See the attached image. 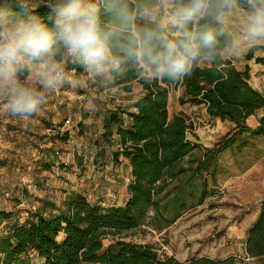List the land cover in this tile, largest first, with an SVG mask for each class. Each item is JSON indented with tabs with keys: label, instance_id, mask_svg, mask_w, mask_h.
<instances>
[{
	"label": "trees",
	"instance_id": "obj_1",
	"mask_svg": "<svg viewBox=\"0 0 264 264\" xmlns=\"http://www.w3.org/2000/svg\"><path fill=\"white\" fill-rule=\"evenodd\" d=\"M45 2L35 4L37 13L47 12ZM257 47L249 49L248 59ZM223 60L225 67L219 71L202 64L178 82L147 84L135 75L117 81L114 88L119 90L129 92L135 83L144 90L125 111L128 122L116 128L130 167L126 199L120 205L103 206L71 190L59 202L49 196L34 197L36 205L27 207L21 221L14 217V209L0 211V218L7 220L0 234V264H235L233 255L180 261L150 244L123 238L144 225L149 231L167 230L214 194L222 152L242 149L250 138L264 136V95L250 84L248 68L239 70L229 59ZM255 61L264 65V57ZM174 88L181 89L180 104H202L211 119L230 122L229 130L210 147L190 141L187 117L182 113L169 117L168 98ZM258 111L263 114L255 125L248 124ZM244 252L247 259L264 256V193L260 211L246 230ZM33 255L41 261L33 262Z\"/></svg>",
	"mask_w": 264,
	"mask_h": 264
},
{
	"label": "clouds",
	"instance_id": "obj_2",
	"mask_svg": "<svg viewBox=\"0 0 264 264\" xmlns=\"http://www.w3.org/2000/svg\"><path fill=\"white\" fill-rule=\"evenodd\" d=\"M0 0V117L38 115L49 96L106 92L135 75L178 82L264 45V0Z\"/></svg>",
	"mask_w": 264,
	"mask_h": 264
},
{
	"label": "rangeland",
	"instance_id": "obj_3",
	"mask_svg": "<svg viewBox=\"0 0 264 264\" xmlns=\"http://www.w3.org/2000/svg\"><path fill=\"white\" fill-rule=\"evenodd\" d=\"M43 0H36V3ZM35 3V4H36ZM252 47V46H251ZM250 47V48H251ZM249 48V49H250ZM248 50L241 49L244 52L238 55L240 58H247ZM257 52H264V45L257 48ZM228 55V54H226ZM242 59L237 63L241 65ZM254 80H257L261 86H264V78L262 72L258 71L254 74ZM91 83V82H90ZM77 89H64L65 96H69L70 100ZM88 105L91 106L93 98L99 100V92L96 86H90L86 89ZM177 90L172 93L171 103L169 104V117L182 113L187 117V122L191 125L189 136L195 134V130L210 128L208 139L204 140L207 145H212L224 132L231 127L227 123L212 124L206 117L202 106L192 103L180 104L177 99ZM264 95V87H261ZM61 92L51 95V98L61 99L64 95ZM119 93V94H118ZM69 94V95H68ZM110 107H118L117 110L123 116L129 104L128 98H125L122 91L115 90L107 93ZM106 96V98H107ZM124 97V98H123ZM85 98V97H84ZM119 98V101L117 100ZM78 99V98H77ZM80 100H82L80 98ZM84 100V99H83ZM73 102V101H72ZM123 108L121 110L120 108ZM257 115L248 119V124L255 125ZM79 134L82 136V150L78 156L69 146V154L67 157L65 168L66 179L62 185L66 189L78 191L85 195L91 202H97L103 206L110 204L122 203L123 196H126L125 183L130 178L128 167L125 164L117 165L116 161L107 153L106 149L95 151L94 145L102 144V139L96 137L91 131L93 125H79ZM110 130V129H109ZM86 134H84V132ZM109 134H112L110 132ZM105 136V134H104ZM211 136V137H210ZM96 138V139H95ZM33 163L40 162L39 155L35 152L32 155ZM46 164L48 162H45ZM81 168H79L80 166ZM257 167V168H256ZM44 170L37 165L31 167L29 173L24 170V166H20L19 173H24L26 179L24 184L29 185L31 191V200L17 205L15 216L21 221L25 217V210L34 203V197L47 196L59 202L62 200V192L58 184L57 187H49L46 181L54 180L53 172L46 166ZM219 173L217 175V183L213 185L214 194L204 200V202L184 213L179 217L167 230L162 232L149 231L146 225L135 230L126 232L123 235L125 240H131L142 244H150L167 255H174L177 258H191L195 256H207L214 259H222L233 255L237 257L235 264H264V256L259 258H245L244 252V225L242 217L247 213H251L256 207L257 197L264 188V136L252 137L249 139V145L242 148H231L221 153L219 158ZM56 188V189H55ZM52 189V192H51ZM11 222V221H10ZM7 226V220L0 218V232L4 231ZM111 237L105 238L104 247L110 243ZM242 259V261H240ZM244 259V260H243ZM33 262L39 263L41 260L33 255Z\"/></svg>",
	"mask_w": 264,
	"mask_h": 264
},
{
	"label": "crops",
	"instance_id": "obj_4",
	"mask_svg": "<svg viewBox=\"0 0 264 264\" xmlns=\"http://www.w3.org/2000/svg\"><path fill=\"white\" fill-rule=\"evenodd\" d=\"M250 47L251 46H245L243 49L248 50ZM257 48L253 51V56L250 59L244 57L240 58L238 55L244 54L241 50L236 54L229 53L228 55H225L224 58L229 59L239 70H245L248 68L250 72V84L261 91V87L264 86H261L257 80L253 79L254 74L258 71L262 72V77L264 78V65L255 61L256 57H264V52H257ZM240 59L243 60L241 65L237 63ZM90 86H96L97 91L99 92L98 94H100L99 100L93 98L91 106L88 105V102L86 101L88 97V94L86 95V89H77L73 95V97H76L73 100H70L69 96H65L66 94L64 93V90H62L60 91L62 94L64 93L62 98L59 100L56 98L57 96L55 98L49 96L42 111L36 116L28 119L0 117V211L11 212L17 205L23 204V202H28L32 199L30 197L31 191L29 190V185L26 186V184H24L26 175L23 172L19 173V168L22 165L24 166V170H27L29 173L31 167H34L37 163L38 167L42 170L45 169V162L52 163L53 165H51L49 169L53 172L54 177H58L54 178L52 181L49 179L46 181V185L48 186L46 190H50L49 187L51 186L57 187L56 185L58 184V187L61 188L60 191L62 192V197L67 192L71 191L70 189L63 187L62 185L65 183L58 178L66 179L65 168L66 165H68L66 161L70 151L69 146L72 143H75L76 139H79V142L77 141L76 144L72 145V147H74L72 150L75 151L78 156L83 152V138L78 132L80 131V129H78L79 125H85L86 127V125L92 124L94 129H91V131L95 133L96 137L102 139V144L94 145V150L106 149V152L110 153V156L116 161V164L122 161V163L117 165L121 166V164L126 163L130 176L128 160L124 156L122 147L119 145L116 136L117 126L126 124L128 118L126 114L123 116V112L121 113L116 109L120 107L119 103L118 107H110L108 105L107 102L111 99L108 98L107 93L96 81H91ZM114 89L116 92L122 91L117 88ZM174 90L178 91L177 99L181 93L180 88L171 89L168 98V108ZM122 94L125 98H128L127 102L129 104L126 106V110H131L130 105L144 95V90L139 83H135L131 91H122ZM80 98L82 100H80ZM117 100L119 101V98H117ZM197 106L203 107L206 117L212 124L227 123L231 125L228 121H221L217 118L211 119L202 104H198ZM120 109L123 110L122 107ZM262 114L263 111H258L256 115L258 117ZM83 132L86 134L85 131ZM110 132H112V134H109ZM208 132H211L209 127H206V129L202 131L198 128L195 130V134L192 137L189 136L188 132L187 138L204 148L210 147V145H207L204 141L205 139H208ZM56 134H59L60 136H64L63 134H65V137L57 138ZM35 152L39 155L41 161L35 162L34 164L32 155L35 154ZM79 168H81V166ZM129 181L130 178L128 183ZM128 183H125L124 185L126 190ZM263 193L264 188L256 198L257 202L254 210L249 214L246 213L242 217V221L245 223L244 241L246 238V230L254 222L260 211ZM40 197H47V195L44 194V196ZM125 199L126 196H123L122 200L124 201ZM122 203L110 205H120ZM1 233L3 232H0V234ZM177 259L180 261L187 260V258Z\"/></svg>",
	"mask_w": 264,
	"mask_h": 264
}]
</instances>
